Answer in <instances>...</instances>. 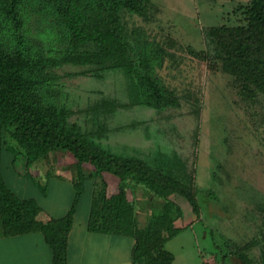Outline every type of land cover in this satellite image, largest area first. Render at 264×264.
Returning a JSON list of instances; mask_svg holds the SVG:
<instances>
[{
	"label": "rangeland",
	"instance_id": "obj_1",
	"mask_svg": "<svg viewBox=\"0 0 264 264\" xmlns=\"http://www.w3.org/2000/svg\"><path fill=\"white\" fill-rule=\"evenodd\" d=\"M248 1L148 0L146 19L124 15L127 31L138 29L163 44L175 41L166 46L170 55L157 74L178 96L177 109L138 105L137 91L123 70L99 71L97 77L80 74L93 70L90 67L62 65L51 70L57 78L49 87L57 102L72 111L70 121L89 142L115 156L139 159L152 171L183 184L194 169L200 212L193 214L183 198L171 197L178 206L173 227L180 231L167 244L177 258L190 255L189 264H201L211 252L223 262L221 256L233 245L253 239L256 246L246 252L247 264H264V95L256 90L241 93L234 78L214 61V44L207 35L211 27L236 26L241 21L236 9ZM16 151L8 141L0 160L7 185L15 192L19 185L13 167L22 159ZM55 153L73 160L62 150L48 155ZM81 171L76 222L87 216L103 183L106 192L121 185L108 174L88 176L89 165H82ZM50 179L48 185L43 179L39 182L41 189L46 186V199L32 193L43 207L66 194V188L56 189ZM131 186L125 183L133 207L146 214L144 221L137 220L142 228L159 212L161 201L153 197L148 201L150 193L141 186L138 199Z\"/></svg>",
	"mask_w": 264,
	"mask_h": 264
},
{
	"label": "trees",
	"instance_id": "obj_2",
	"mask_svg": "<svg viewBox=\"0 0 264 264\" xmlns=\"http://www.w3.org/2000/svg\"><path fill=\"white\" fill-rule=\"evenodd\" d=\"M148 9V0H0V160L3 146L12 141L26 167L59 150L76 166L68 212L43 220L35 200L20 199L6 187L0 164V221L7 237L40 233L51 250L52 264H66L67 238L82 193V165L91 167L90 177L108 174L121 184L115 194L107 195L103 183L92 199L86 229L131 237V264H172L165 243L180 229L173 227L178 206L171 197L183 198L193 214L200 212L194 169L183 184L152 171L139 159L105 152L70 121L72 111L57 102L49 87L57 78L51 70L62 65L93 68L80 74L95 77L99 71L123 70L134 84L138 105L179 108L178 96L157 74L170 55L166 46L175 41L163 44L138 29L127 31L124 22L125 14L146 19ZM236 11L241 16L236 26L211 27L207 32L214 44L213 59L234 78L242 94L256 90L264 95V0H249ZM126 182L161 201L159 212L142 228L127 200ZM255 246L256 239L233 245L221 259L231 256L247 264L246 252Z\"/></svg>",
	"mask_w": 264,
	"mask_h": 264
},
{
	"label": "crops",
	"instance_id": "obj_3",
	"mask_svg": "<svg viewBox=\"0 0 264 264\" xmlns=\"http://www.w3.org/2000/svg\"><path fill=\"white\" fill-rule=\"evenodd\" d=\"M75 168V161L60 153H55L53 156L47 155V157L32 163L29 167L25 166V159L22 157L19 165L13 167L14 171L12 172L15 174V179L18 180L16 182L19 185L17 192L9 188L2 172L1 176L6 187L18 198L33 199L36 201L42 211L41 219H58L68 212L73 201L75 195L73 186ZM51 170L52 172H50ZM49 174L51 175L49 176ZM50 177L52 186L56 189L66 188V194L65 197L61 198L60 196L55 198L50 205L43 207L37 201V196L32 193H36L39 197L46 199V186L41 189L39 182L43 179L46 185H48ZM131 187L134 189V194L137 197L138 193L143 195L139 186L132 185ZM116 192L117 188L107 192V195H112ZM147 196L150 198V200L148 198V201L152 202L150 195ZM126 197L127 200L132 203V194L128 190H126ZM139 198L141 197H138V199ZM151 202H149V204H151ZM135 214L138 222L142 219L143 221L146 219V214L142 213L141 209L135 210ZM88 215L89 212L84 220L76 222L75 210L73 225L67 238L66 264H131V251L134 240L128 236L88 232L86 229ZM206 234V232H203V237H205ZM170 241L171 239L165 243V249L173 256L172 264H189V254V256L184 255L181 257L178 256L177 258V256L167 248V244ZM199 256L201 258V253L198 252V261H200ZM51 259V250L44 242L43 236L40 233L7 237L3 235L0 221V264H52ZM217 260L216 254L211 252L210 258L206 260L202 258L201 264H231V260L236 259L229 256L223 262L219 263Z\"/></svg>",
	"mask_w": 264,
	"mask_h": 264
}]
</instances>
